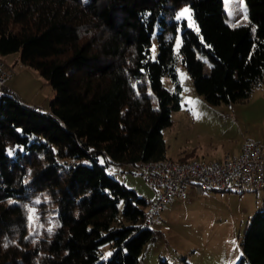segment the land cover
<instances>
[{"label": "trees", "instance_id": "1", "mask_svg": "<svg viewBox=\"0 0 264 264\" xmlns=\"http://www.w3.org/2000/svg\"><path fill=\"white\" fill-rule=\"evenodd\" d=\"M246 3L249 24L232 27L225 0H0V59L20 53L56 91L48 110L0 91V264H139L156 237L141 226L151 202L107 167L167 158L180 61L213 106L246 101L264 83V0ZM184 7L196 27L177 20ZM39 196L59 224L41 236L30 230ZM241 249L237 264H264V209Z\"/></svg>", "mask_w": 264, "mask_h": 264}, {"label": "rangeland", "instance_id": "2", "mask_svg": "<svg viewBox=\"0 0 264 264\" xmlns=\"http://www.w3.org/2000/svg\"><path fill=\"white\" fill-rule=\"evenodd\" d=\"M185 9L188 12L181 16ZM224 15L232 27L248 25L246 0H225ZM177 20L196 27L190 7H184ZM181 41L179 36L177 52ZM157 56L158 41L155 36L153 60ZM2 60L13 77L8 88L25 104L48 110L56 96L54 87L37 70L24 66L20 53L8 55ZM203 61L205 74L208 75L211 63L207 58ZM178 77L182 87L180 109L173 111V124L163 131L168 159L209 164L226 156L239 155L247 140L264 141V83L246 101L213 106L195 91L181 61ZM163 82L170 92L176 91L169 77ZM107 173L142 198L150 200L155 195L146 180L125 163L109 164ZM44 199L48 201L46 196L35 198L32 202L35 206L30 211L31 233L39 236L43 231L54 233L59 225L56 208L49 207L45 214L40 212L37 204ZM263 209L264 190L244 194L233 190L210 191L204 195L192 194L186 201H175L160 213L153 228L155 240L145 247L139 264H160L163 260L169 264H237L242 256L244 234L256 213Z\"/></svg>", "mask_w": 264, "mask_h": 264}, {"label": "built area", "instance_id": "3", "mask_svg": "<svg viewBox=\"0 0 264 264\" xmlns=\"http://www.w3.org/2000/svg\"><path fill=\"white\" fill-rule=\"evenodd\" d=\"M12 74L0 59V91L8 87ZM142 176L155 191L154 200L145 207L141 226L153 230L160 213L175 201L187 199L188 190L198 195L210 191H235L239 194L264 190V142L245 141L238 156L221 161L177 162L172 159L140 161L127 165Z\"/></svg>", "mask_w": 264, "mask_h": 264}, {"label": "crops", "instance_id": "4", "mask_svg": "<svg viewBox=\"0 0 264 264\" xmlns=\"http://www.w3.org/2000/svg\"><path fill=\"white\" fill-rule=\"evenodd\" d=\"M12 78H13V77H11V79H10V81H9V83H8V86H10L9 84H10L11 81L13 80ZM8 89H9V88H8ZM262 142H264V141H262ZM237 156H238V155H237ZM192 194H197V193L195 192V190H193V189H189V190H188L187 199H185V201L188 200V198H189L190 195H192ZM155 196H156V194H155L153 197H151L150 200H148V199H146V200H148L149 202H152V201L154 200ZM181 202H182V201H181ZM172 204H173V203H172ZM170 205H171V204H170ZM165 209H166V208H165ZM165 209H164V210H165ZM164 210H163V211H164ZM159 218H160V215H159ZM159 218H158V219H159Z\"/></svg>", "mask_w": 264, "mask_h": 264}, {"label": "snow or ice", "instance_id": "5", "mask_svg": "<svg viewBox=\"0 0 264 264\" xmlns=\"http://www.w3.org/2000/svg\"><path fill=\"white\" fill-rule=\"evenodd\" d=\"M186 12H188V9H185L180 15L183 16Z\"/></svg>", "mask_w": 264, "mask_h": 264}]
</instances>
